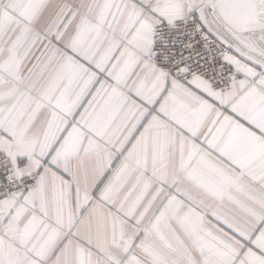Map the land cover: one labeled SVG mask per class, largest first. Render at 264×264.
<instances>
[{"label": "snow or ice", "instance_id": "6c2138e0", "mask_svg": "<svg viewBox=\"0 0 264 264\" xmlns=\"http://www.w3.org/2000/svg\"><path fill=\"white\" fill-rule=\"evenodd\" d=\"M0 264H264V0H0Z\"/></svg>", "mask_w": 264, "mask_h": 264}]
</instances>
